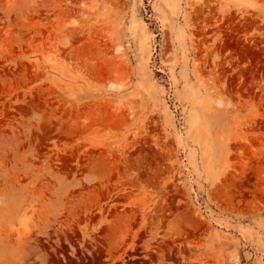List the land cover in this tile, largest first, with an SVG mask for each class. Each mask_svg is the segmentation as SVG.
Here are the masks:
<instances>
[{
  "label": "rangeland",
  "instance_id": "obj_1",
  "mask_svg": "<svg viewBox=\"0 0 264 264\" xmlns=\"http://www.w3.org/2000/svg\"><path fill=\"white\" fill-rule=\"evenodd\" d=\"M138 247L264 264V0H0V264Z\"/></svg>",
  "mask_w": 264,
  "mask_h": 264
},
{
  "label": "bare ground",
  "instance_id": "obj_2",
  "mask_svg": "<svg viewBox=\"0 0 264 264\" xmlns=\"http://www.w3.org/2000/svg\"><path fill=\"white\" fill-rule=\"evenodd\" d=\"M138 213V212H137ZM141 214H143V211H142V213ZM140 214V215H141ZM145 214V213H144ZM149 215V214H148ZM134 216H135V214H134ZM142 216V215H141ZM152 216V215H151ZM145 218V217H144ZM148 224V223H147ZM152 224V223H151ZM149 226V225H148ZM144 227V226H143ZM151 227V226H150ZM145 230H147L148 229V227H147V229H146V227L144 228ZM144 229H142V230H144ZM149 231V230H148ZM147 231V232H148ZM150 231L152 232V227H151V229H150ZM84 237V236H83ZM83 239V238H82ZM84 241V240H83ZM85 242V241H84ZM154 248V247H153ZM138 251H139V247H138V250L136 249V248H134L132 251H128L129 253H127V252H125L123 255H120L119 256V261L122 263V264H131L132 263V261H134V260H136L137 261V259H138ZM151 251V250H150ZM153 251H155V250H153ZM188 251V250H187ZM174 252V251H173ZM184 253V249H182V251L181 252H179L180 254L181 253ZM141 252L139 251V254H140ZM150 253V252H149ZM148 253V254H149ZM170 253H171V251H170ZM146 254V253H145ZM154 254V253H153ZM152 254V255H153ZM172 254V253H171ZM176 254H178V252L176 253ZM125 255V256H124ZM144 255V254H143ZM142 255V256H143ZM151 255V253H150V255H148V258H149V260H151V262L153 261L154 263L153 264H158V263H155L156 261H154V257ZM170 255V254H169ZM174 255V254H173ZM146 256V255H145ZM166 256V255H165ZM124 257H127V258H129L128 260H126L127 258H124ZM169 257V256H168ZM178 257V256H177ZM180 257V256H179ZM121 258V259H120ZM141 258H143V257H141ZM163 258H165L164 260H166V257H163ZM171 258V257H170ZM176 258V257H175ZM158 259V258H157ZM161 259V258H160ZM159 261V260H158ZM175 261V260H174ZM120 262L118 263V262H116V263H113V264H120ZM131 262V263H130ZM150 262V263H151ZM160 262V261H159ZM134 263H136L135 261H134ZM139 263H142V264H148V261L147 262H138V264ZM149 263V264H150ZM160 264H161V262H160ZM167 264V263H166Z\"/></svg>",
  "mask_w": 264,
  "mask_h": 264
}]
</instances>
